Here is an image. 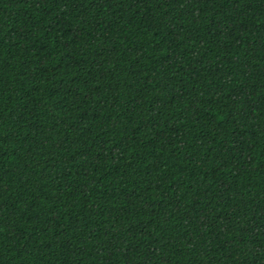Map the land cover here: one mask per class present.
<instances>
[{
  "label": "trees",
  "instance_id": "16d2710c",
  "mask_svg": "<svg viewBox=\"0 0 264 264\" xmlns=\"http://www.w3.org/2000/svg\"><path fill=\"white\" fill-rule=\"evenodd\" d=\"M0 264H264V0H0Z\"/></svg>",
  "mask_w": 264,
  "mask_h": 264
}]
</instances>
